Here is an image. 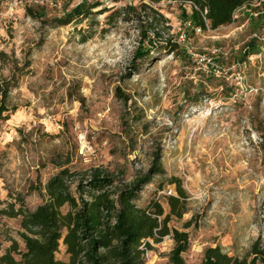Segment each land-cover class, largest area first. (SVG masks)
Returning <instances> with one entry per match:
<instances>
[{
  "label": "rangeland",
  "instance_id": "1",
  "mask_svg": "<svg viewBox=\"0 0 264 264\" xmlns=\"http://www.w3.org/2000/svg\"><path fill=\"white\" fill-rule=\"evenodd\" d=\"M81 1L68 0L66 12ZM88 1L100 2L97 13L58 25V12L33 17L0 0V78L30 62L9 96L17 110L0 127V254L13 239L24 249L21 217L1 210H35L60 170L100 168L130 183L158 156L164 173L136 202L157 200L168 213L170 179L182 180L188 211L169 225L189 233L184 264H201L216 246L246 257L264 237V10L243 7L202 30L184 21L188 5L162 0L155 6L177 47L138 57L149 49L138 22L108 16L150 0ZM174 243L154 244L145 264H172ZM56 257L69 260L62 241Z\"/></svg>",
  "mask_w": 264,
  "mask_h": 264
},
{
  "label": "trees",
  "instance_id": "2",
  "mask_svg": "<svg viewBox=\"0 0 264 264\" xmlns=\"http://www.w3.org/2000/svg\"><path fill=\"white\" fill-rule=\"evenodd\" d=\"M162 0L142 1L114 10L108 18L117 15L124 20H136L143 42L149 49L140 51L138 57L149 53L151 48L163 45L177 47L170 34L169 20L155 6ZM182 5L184 21L194 28L213 29L234 21L236 12L243 7L264 10V0H173ZM258 3L257 6H253ZM100 2L82 0L64 15L54 18L58 25L74 20H84L97 13ZM41 7H28L27 13L36 17ZM107 11L106 8L99 10ZM251 45V44H250ZM253 54L248 52L247 55ZM30 65H15L8 77L0 78V127L8 121L17 107L11 106V89L18 85L21 73ZM264 139V134H263ZM264 145V143H263ZM164 173L158 156L147 173L137 176L130 183L117 184V178L100 168L87 171H71L64 168L52 176L46 184L47 201L30 211L24 206L1 210L2 214L21 217L19 242L12 240L7 250L0 254V264H145L147 252L165 237L174 239L170 254L172 264H184L183 254L190 247L189 233L172 228V217L182 218L188 211L189 195L182 180L172 177L175 193L167 196L169 212L163 205L152 200L141 207L136 200L142 189L154 175ZM66 247L69 260L57 259L60 244ZM2 243L0 242V252ZM15 255H19L17 259ZM201 264H264V237L259 236L244 258L230 256L221 246L209 247Z\"/></svg>",
  "mask_w": 264,
  "mask_h": 264
},
{
  "label": "built area",
  "instance_id": "3",
  "mask_svg": "<svg viewBox=\"0 0 264 264\" xmlns=\"http://www.w3.org/2000/svg\"><path fill=\"white\" fill-rule=\"evenodd\" d=\"M11 8H28L41 7L48 10L58 12L60 15L64 14L67 9L68 0H7ZM210 63L211 59L203 56L201 62Z\"/></svg>",
  "mask_w": 264,
  "mask_h": 264
}]
</instances>
